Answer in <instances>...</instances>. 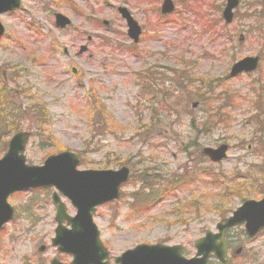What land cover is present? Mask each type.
Returning <instances> with one entry per match:
<instances>
[{"label":"rangeland","instance_id":"obj_1","mask_svg":"<svg viewBox=\"0 0 264 264\" xmlns=\"http://www.w3.org/2000/svg\"><path fill=\"white\" fill-rule=\"evenodd\" d=\"M162 1L22 0L1 15L0 78L18 106L38 102L42 109L41 120L29 107L18 122V130L32 132L27 162L42 165L71 150L80 169L132 170L120 199L94 216L112 256L160 242L180 244L191 257L196 240L222 218L264 197V1L240 0L229 25L222 16L227 0H173L169 15L161 14ZM121 5L143 28L138 44L127 35ZM55 13L71 25L58 28ZM255 55V72L229 76L235 61ZM208 111L223 116L207 119ZM13 133L0 134V157ZM224 143L225 160L201 156L204 147ZM55 190L10 195L16 213L0 231V264L72 260L51 245ZM227 237L230 256L243 248L229 264H264V230L248 239L242 225Z\"/></svg>","mask_w":264,"mask_h":264},{"label":"water","instance_id":"obj_2","mask_svg":"<svg viewBox=\"0 0 264 264\" xmlns=\"http://www.w3.org/2000/svg\"><path fill=\"white\" fill-rule=\"evenodd\" d=\"M239 3L240 0L226 1L222 12L226 24H231L234 20V10ZM21 5V0H0V15L19 9ZM174 10L173 0H163L162 14H170ZM118 11L126 20L129 38L138 43L142 33L141 26L126 7L120 6ZM55 24L64 29L71 24V19L56 13ZM4 33L5 27L0 19V39ZM242 40L241 36L240 41ZM86 49L82 46L80 53ZM259 61L258 55L246 56L232 65L230 75L253 72L258 68ZM196 105L194 103L193 107ZM30 136V131L21 130L14 133L9 140L7 151L0 158V229L15 214L14 207L8 202L11 194L40 187H55L71 201L76 208V214L74 216L68 214L67 206L61 200L60 194L53 193L52 200L56 205L58 225L52 244L58 247V252L67 253L73 259L70 263H62L55 257L50 264H110V253L100 238L94 214L98 206L120 198V188L129 181L130 168L122 166L116 170H81L78 169L81 163L79 155L70 150L49 155L43 165H32L27 163L25 155ZM228 150L229 145L224 143L216 148L204 147L201 155L209 157L213 162H220L227 157ZM242 224L249 238L264 229V198L248 199L234 210L231 216L220 220L216 226L218 232L208 230L204 236L196 240V253L190 258L183 254L184 246L159 242L138 244L116 256L114 261L116 264H210L211 258H216L220 264H227L230 256L225 234L231 227ZM45 249V246L40 247V251ZM241 251L242 248H238L234 255L240 254Z\"/></svg>","mask_w":264,"mask_h":264},{"label":"trees","instance_id":"obj_3","mask_svg":"<svg viewBox=\"0 0 264 264\" xmlns=\"http://www.w3.org/2000/svg\"><path fill=\"white\" fill-rule=\"evenodd\" d=\"M182 89H183L182 92H184L183 87H182ZM14 92H15L14 90L9 88L8 83L4 79L0 78V134H1V137L9 136L13 132L18 131V129H19L18 122L22 121V119L24 118V113L26 111H28L30 108H31V110L36 111L35 113L38 114V116L40 118L38 116L37 117L40 120L42 119L41 118L42 115L40 114L42 109H40V105L38 104V102H35V103H33V105H30L29 106L30 108L29 107L23 108L21 105L18 106L17 100H16L17 97L16 98L13 97ZM22 93H24V92L22 91ZM211 93H214V92L212 91ZM160 109L161 110L163 109L166 112L170 111L169 106H167V104H166V106L161 107ZM97 111L103 112L101 105H98ZM208 112H209V114L207 116V119L217 118V117L223 116V113L217 114V113H211V111H208ZM2 131H4V132H2ZM223 215H225V213H223Z\"/></svg>","mask_w":264,"mask_h":264}]
</instances>
